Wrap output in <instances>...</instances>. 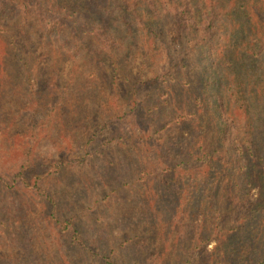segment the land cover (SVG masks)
Here are the masks:
<instances>
[{"label": "trees", "instance_id": "16d2710c", "mask_svg": "<svg viewBox=\"0 0 264 264\" xmlns=\"http://www.w3.org/2000/svg\"><path fill=\"white\" fill-rule=\"evenodd\" d=\"M22 32L41 54L17 68L5 53ZM162 46L164 71L141 81L133 69ZM45 57L67 76L55 106L32 103L30 76ZM189 71L200 76L195 105ZM4 97L44 107L49 130L31 124L9 139L17 118L7 124L0 108V201H19L20 216L44 204L39 215L54 233L46 254L61 239L60 264H189L186 253L169 255L188 220L199 226L194 248L215 242L206 264H264V0H0ZM64 150L46 173L24 179ZM12 210L0 208L9 219Z\"/></svg>", "mask_w": 264, "mask_h": 264}, {"label": "rangeland", "instance_id": "374dc122", "mask_svg": "<svg viewBox=\"0 0 264 264\" xmlns=\"http://www.w3.org/2000/svg\"><path fill=\"white\" fill-rule=\"evenodd\" d=\"M171 33H169L170 37ZM8 50L5 53V56L11 60V63L17 68H22L25 64L24 62L29 56H35L37 58L41 54V46L37 39L30 38L27 35H24V32L14 34L11 40V43H9ZM174 49H177V45L174 44ZM208 51H210V48H207ZM11 51L16 52V54H12ZM10 52V53H9ZM167 53L165 50V47L162 46V49H158L153 55H151L148 59H146L144 66L141 65V70L134 68L133 74L137 75L139 71H142L143 77H141L142 80H147L148 78L152 77L155 73H160L164 71V68L167 63ZM141 58H138L136 60V64H139L141 62ZM104 69L102 71V78H104V84H107L110 82L109 80V74H110V67L106 66L107 62H104ZM50 64V58L45 57L41 60V62L37 65V75H31L30 78L32 81L30 83L33 84L34 89L32 92V103L36 100L46 101L50 105L55 106L57 100L59 97L62 96L61 93V83L66 82L67 76L65 75V72L63 71H55L54 69H49L48 66ZM194 67L189 65L187 67L188 70L193 69ZM36 70V71H37ZM195 70V69H194ZM186 75L189 77L186 80V86L187 89H190V96L192 97V103L195 105V96L197 97V92L194 91L195 88L199 87V79L200 76L197 72H186ZM21 76L23 78L29 79L27 75H24L19 71L18 73H15V77ZM8 78L3 77V81L8 85L7 81ZM119 82H122V91H125V87L123 86V83L125 81L118 79ZM132 82V81H131ZM3 83V82H1ZM73 85V84H72ZM185 86V85H184ZM29 85L27 86V90L29 89ZM112 90V88H111ZM15 97H18V94H14ZM28 100V94L26 98H23V100ZM1 100L0 108L3 109V118L5 119V122L12 123L11 121V113L14 115L15 122L18 124L13 125V131L14 135L9 136V139L17 138V133H21L22 129L25 126H29L31 124H36L37 127L35 129V132L39 133V131H42L47 134L49 130V122L41 123L42 120L45 118V113L47 112L44 107L36 106L37 111H32L30 109H25L21 104H18L16 100H12L11 98L4 97ZM19 107H18V105ZM190 104V105H191ZM25 106V105H24ZM70 109V108H69ZM200 109V106H199ZM17 115V116H15ZM47 115V114H46ZM51 115L53 117H50V119H56L55 112H52ZM71 113L64 110L63 116L65 118H68ZM22 116V117H21ZM44 122V121H43ZM5 124V123H4ZM3 124V125H4ZM7 125H4L5 127ZM8 133V131L6 132ZM108 133L106 132L105 137H100L101 141H105L106 139L110 138L108 137ZM55 136H59L57 133ZM8 139V140H9ZM11 143V142H10ZM112 146H114V143L108 144L105 146V150H109ZM10 147V146H9ZM66 153V150L62 152L53 153L52 155H49L46 160H41L37 163L32 164L29 166V168L24 172V179L29 183L31 181V178L36 175H42L46 173L47 170H49L48 166L52 162V160L57 159L61 157L63 154ZM109 156H111V153H108ZM80 190V185H77L73 191L72 196H74L78 191ZM258 191V190H257ZM256 190H253L249 201L255 199V195L257 194ZM83 194V191L80 193ZM0 197H2V194H0ZM19 204V201H16L14 199L11 200H1L0 201V208H6L11 206L14 210L13 212H16V214L9 219V214H4L0 212V221L7 218V223L4 224L6 226V230L0 231V264H60L58 262L59 260V249L62 251L63 242L61 239H59L58 244H55V247L51 249L49 252L50 254H46L48 251V247H51L54 243L53 236L54 233H51L49 230L46 229L45 225V218L41 217L39 213L42 210V205H44L42 202H37L36 206H31L28 208V211L26 212L25 216H20L17 209L12 206L13 204ZM25 204V203H23ZM23 204L21 207H23ZM74 209L76 210L77 208ZM22 215V214H21ZM81 217L83 214L81 213ZM184 221L187 219H183ZM199 220V218L197 219ZM12 222V223H11ZM5 223V222H4ZM15 226L17 228V235L15 239H13V234L16 232L14 231H8L9 225ZM196 223L195 220H188V227L185 228L186 232H188V235H183L182 240L181 237L180 240V249L179 250H172L170 251L169 255L172 258H181L179 254L183 255V253H186L189 258H186L189 264H206L207 257L211 253V250L213 249L215 242H211L210 244H207L205 247L202 248H194L193 240L199 233V226ZM50 236V237H49ZM186 242H192V245L187 246ZM140 243H143V239H140ZM47 247V248H46ZM59 248V249H58ZM73 255V253H72ZM80 255L77 256V261L80 259ZM148 264H151L150 262H147ZM73 264H78L75 261H73ZM87 264V263H83ZM94 264V263H93Z\"/></svg>", "mask_w": 264, "mask_h": 264}]
</instances>
